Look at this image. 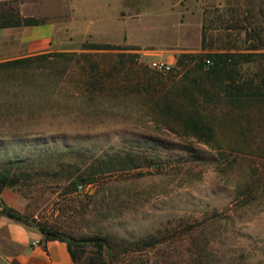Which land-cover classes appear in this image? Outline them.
I'll return each mask as SVG.
<instances>
[{
    "label": "rangeland",
    "instance_id": "1",
    "mask_svg": "<svg viewBox=\"0 0 264 264\" xmlns=\"http://www.w3.org/2000/svg\"><path fill=\"white\" fill-rule=\"evenodd\" d=\"M69 1L45 0L47 11L67 15ZM110 1L91 17L110 42L127 31L144 67L174 68L182 53H251L237 78L264 80V0ZM121 8L127 20L115 19ZM84 45L72 53L110 59ZM57 53L0 68V172L21 178L3 189L11 205L4 203L30 227L86 243L81 264L103 239L115 246L112 264H264V109L209 106L217 141L202 143L163 121L142 94L92 97L79 65ZM128 153L158 168H101Z\"/></svg>",
    "mask_w": 264,
    "mask_h": 264
},
{
    "label": "trees",
    "instance_id": "2",
    "mask_svg": "<svg viewBox=\"0 0 264 264\" xmlns=\"http://www.w3.org/2000/svg\"><path fill=\"white\" fill-rule=\"evenodd\" d=\"M42 20L32 17H22L19 1L0 2V29L41 24ZM83 51L109 53L110 59L93 60L97 54L62 52L56 57L68 58V62H76L87 77L82 82V90L92 97L114 99L122 90L146 96L151 107L160 115L163 121L173 123L199 142L211 144L217 141V132L213 118L208 114L209 106L223 101L231 110L264 109V80L261 82H242L238 75L239 67L252 62L251 53H182L177 57V64L167 73L150 70L139 63L137 47L86 43ZM251 50H258L251 48ZM127 51L129 53H119ZM117 52V53H116ZM48 54L32 56L44 58ZM207 60L212 64L208 65ZM28 61L16 59L0 63V68H15ZM121 73L131 74V82H121ZM250 115V114H249ZM248 115V117H249ZM155 160L147 162L146 158H137L128 153L125 156H112L101 164L103 171L114 172L126 169L148 166ZM158 168L156 166H153ZM19 175L12 169L0 172V196L6 187H14L20 183ZM3 213L9 218L29 225L28 219L19 212L1 202ZM36 228L50 240L66 242L75 264H81L85 251L84 242H68L62 235L46 225L38 224ZM151 241L146 245H152ZM98 247L94 256L87 264H112L107 256L114 251L115 246L110 240H97Z\"/></svg>",
    "mask_w": 264,
    "mask_h": 264
},
{
    "label": "crops",
    "instance_id": "3",
    "mask_svg": "<svg viewBox=\"0 0 264 264\" xmlns=\"http://www.w3.org/2000/svg\"><path fill=\"white\" fill-rule=\"evenodd\" d=\"M4 1L16 0H0ZM17 1L23 16L43 20L34 26L0 29V63L52 52H77L87 40L99 44L139 46L129 41L125 30L117 42L104 38V32L91 16L95 10H108L110 0L94 6H88V0H70L67 15L61 12L55 15L53 8L49 13L45 0ZM121 1L124 4V0ZM122 9L115 16L116 20H127L121 16ZM167 58L175 60V56ZM1 202L9 204L4 192L0 196V264H75L66 242L47 239L38 228L9 218L3 213Z\"/></svg>",
    "mask_w": 264,
    "mask_h": 264
},
{
    "label": "built area",
    "instance_id": "4",
    "mask_svg": "<svg viewBox=\"0 0 264 264\" xmlns=\"http://www.w3.org/2000/svg\"><path fill=\"white\" fill-rule=\"evenodd\" d=\"M207 64L211 65L212 61L207 60ZM150 68L161 73H167L173 68V65L164 61H153L150 63ZM79 189L82 190L83 186H80Z\"/></svg>",
    "mask_w": 264,
    "mask_h": 264
}]
</instances>
